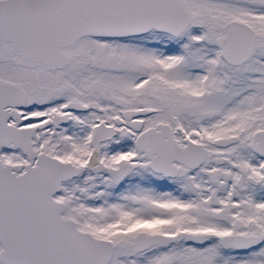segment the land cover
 Masks as SVG:
<instances>
[{
	"label": "snow or ice",
	"instance_id": "6c2138e0",
	"mask_svg": "<svg viewBox=\"0 0 264 264\" xmlns=\"http://www.w3.org/2000/svg\"><path fill=\"white\" fill-rule=\"evenodd\" d=\"M0 264H264V0H0Z\"/></svg>",
	"mask_w": 264,
	"mask_h": 264
}]
</instances>
